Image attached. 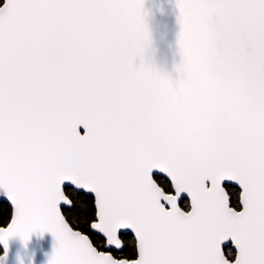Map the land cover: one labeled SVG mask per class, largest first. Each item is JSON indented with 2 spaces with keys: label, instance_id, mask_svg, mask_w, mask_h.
<instances>
[{
  "label": "snow or ice",
  "instance_id": "6c2138e0",
  "mask_svg": "<svg viewBox=\"0 0 264 264\" xmlns=\"http://www.w3.org/2000/svg\"><path fill=\"white\" fill-rule=\"evenodd\" d=\"M234 101L182 156L148 69L143 0H0V245L49 264H264V0H177Z\"/></svg>",
  "mask_w": 264,
  "mask_h": 264
},
{
  "label": "water",
  "instance_id": "95a60500",
  "mask_svg": "<svg viewBox=\"0 0 264 264\" xmlns=\"http://www.w3.org/2000/svg\"><path fill=\"white\" fill-rule=\"evenodd\" d=\"M177 0H143L147 39L137 56L151 74L161 104L170 116L173 134L190 169L204 165L203 138L209 116L230 121L234 98L202 58L199 36L179 20ZM2 199V198H0ZM57 241L51 233L32 234L27 245L19 237L8 242L0 264H49ZM0 257L5 249L0 245Z\"/></svg>",
  "mask_w": 264,
  "mask_h": 264
},
{
  "label": "trees",
  "instance_id": "16d2710c",
  "mask_svg": "<svg viewBox=\"0 0 264 264\" xmlns=\"http://www.w3.org/2000/svg\"><path fill=\"white\" fill-rule=\"evenodd\" d=\"M0 254H1V249H0Z\"/></svg>",
  "mask_w": 264,
  "mask_h": 264
}]
</instances>
